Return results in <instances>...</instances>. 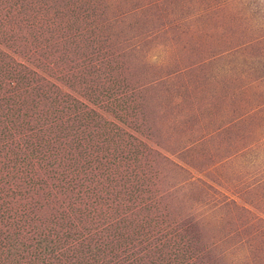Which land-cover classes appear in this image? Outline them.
Listing matches in <instances>:
<instances>
[{"label": "rangeland", "instance_id": "1", "mask_svg": "<svg viewBox=\"0 0 264 264\" xmlns=\"http://www.w3.org/2000/svg\"><path fill=\"white\" fill-rule=\"evenodd\" d=\"M0 264H264V0H0Z\"/></svg>", "mask_w": 264, "mask_h": 264}]
</instances>
